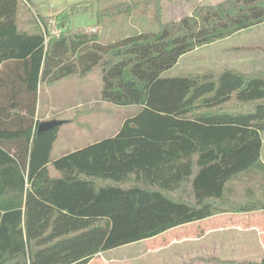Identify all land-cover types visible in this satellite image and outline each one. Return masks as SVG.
Here are the masks:
<instances>
[{
  "label": "trees",
  "instance_id": "trees-1",
  "mask_svg": "<svg viewBox=\"0 0 264 264\" xmlns=\"http://www.w3.org/2000/svg\"><path fill=\"white\" fill-rule=\"evenodd\" d=\"M23 6L38 31L21 27ZM31 7L0 0V264H90L102 252L218 213L264 210V203H234L227 192L232 180L264 169V76H170L159 67L149 74L130 70L133 61L126 90L122 58L165 38L166 26L112 44L89 30L46 42L44 19ZM256 7L260 16L252 13L246 28L264 22V0ZM98 67L103 100L141 108L114 136L53 159L60 127L37 132L40 85L84 79ZM250 264H264V256Z\"/></svg>",
  "mask_w": 264,
  "mask_h": 264
},
{
  "label": "rangeland",
  "instance_id": "rangeland-1",
  "mask_svg": "<svg viewBox=\"0 0 264 264\" xmlns=\"http://www.w3.org/2000/svg\"><path fill=\"white\" fill-rule=\"evenodd\" d=\"M26 1L31 3L32 11L35 14L39 13L44 19V26L47 28V30L44 29L46 42L63 35L84 33L86 30L95 29L91 33L98 36L99 43L112 44L128 36L155 32L161 26H166L165 38L150 47L136 49L135 52L138 55L131 56L127 53L122 58L124 63L121 64L124 67L119 68H123L124 75L123 81H119L125 85L126 90L128 89L126 82L130 83L126 71L129 70L133 61L136 64L132 65L130 70L135 72L138 67L142 73L149 74L159 67L160 75L170 76L206 73L218 75L225 70H234L245 76H264V25H261L264 22L250 29L246 28V22L253 19L252 13L257 18L258 14L260 16L256 5L261 6L262 0H238L239 3L246 2L249 10L235 8V4L231 3L232 0ZM228 2L232 4L230 11L226 9ZM20 19L23 29L38 31L31 12L25 6L21 10ZM234 22L239 26H234ZM25 24L28 25L25 27ZM176 49L179 50L177 57L174 55ZM155 63L158 65L153 66ZM113 75L122 76V72L118 71ZM74 76L76 77L64 79L58 83L40 85L42 94L49 100L48 113H42L40 122L66 121L60 127L58 140L52 152L53 159L91 142L114 135L122 123L141 108L139 105L114 106L103 100L101 67L96 68L93 73L84 78L85 80L77 77L79 75ZM141 77L148 82L154 76ZM142 100L143 97L139 94L133 103L138 104ZM85 135L90 136L84 137ZM262 138L264 161V133ZM50 175L60 176L52 165H50ZM239 179L232 202L264 203V169L256 168ZM250 189L253 191H249ZM228 195L230 197L233 195L232 187L229 188ZM257 214L255 217L244 218L243 225L263 224L264 212ZM151 244L153 245V242ZM151 244L149 242L134 243L114 249L109 255L112 256V260H120V262L115 261L112 264L134 259ZM254 249L246 251L248 253L246 260L232 262L236 264L260 262L264 252H259L257 248L254 252ZM154 251L152 256L149 254L150 264L161 262L156 250ZM252 252L254 254L250 255L249 253Z\"/></svg>",
  "mask_w": 264,
  "mask_h": 264
},
{
  "label": "crops",
  "instance_id": "crops-1",
  "mask_svg": "<svg viewBox=\"0 0 264 264\" xmlns=\"http://www.w3.org/2000/svg\"><path fill=\"white\" fill-rule=\"evenodd\" d=\"M261 25H264V23ZM47 93L49 94V91H47ZM43 95L44 94H42V91L39 90L36 117L37 121L42 120L40 119L42 113L46 114L49 110V100L46 95ZM105 102L110 105L118 106L108 101ZM118 131H115V134ZM86 136L90 135H85L84 137ZM95 142L86 144L82 147H79L78 149L93 144ZM262 150L263 138L260 155L262 163L264 164V161L262 159ZM258 168L261 169V167ZM239 180V177H237V179H234L228 183L227 192L229 193L230 187L233 188V195H231L230 197L231 199L236 194V184L239 182ZM249 191L253 190L250 189ZM258 212L263 213L264 210L251 213H218L204 220L173 228L171 230L163 232L161 235L155 238L138 242H149L150 244L153 242L154 247H152L153 245L151 244L147 248V250L141 253V255H138L131 260L127 259L126 261H123L120 264H150V259L152 256L151 254H153L152 252H155L154 250H156V254L158 255V257L161 258V262L159 261L158 264H213L201 260L198 261V258H217L221 261L230 260L229 262H240L246 260V256L248 254L246 251L251 248H257L259 252H264V223H249L247 225H243L242 223V220L244 218L251 216L255 217L256 215H258ZM113 250L114 249L100 253L90 262V264H112L115 263V261L120 262V260H112V256L109 255L110 253H112ZM249 254L252 255L254 253L252 252ZM262 256H264V253Z\"/></svg>",
  "mask_w": 264,
  "mask_h": 264
},
{
  "label": "water",
  "instance_id": "water-1",
  "mask_svg": "<svg viewBox=\"0 0 264 264\" xmlns=\"http://www.w3.org/2000/svg\"><path fill=\"white\" fill-rule=\"evenodd\" d=\"M66 121L63 120H49V121H43L40 122L37 126V132L38 134H43L49 131H53L62 125H64Z\"/></svg>",
  "mask_w": 264,
  "mask_h": 264
},
{
  "label": "built area",
  "instance_id": "built-area-1",
  "mask_svg": "<svg viewBox=\"0 0 264 264\" xmlns=\"http://www.w3.org/2000/svg\"><path fill=\"white\" fill-rule=\"evenodd\" d=\"M89 31H90V32H91V31H95V29H90Z\"/></svg>",
  "mask_w": 264,
  "mask_h": 264
}]
</instances>
